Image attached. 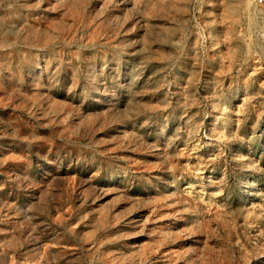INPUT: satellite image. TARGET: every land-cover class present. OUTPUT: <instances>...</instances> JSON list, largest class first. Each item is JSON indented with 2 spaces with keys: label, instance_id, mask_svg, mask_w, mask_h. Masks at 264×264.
<instances>
[{
  "label": "rangeland",
  "instance_id": "374dc122",
  "mask_svg": "<svg viewBox=\"0 0 264 264\" xmlns=\"http://www.w3.org/2000/svg\"><path fill=\"white\" fill-rule=\"evenodd\" d=\"M0 264H264V5L0 0Z\"/></svg>",
  "mask_w": 264,
  "mask_h": 264
},
{
  "label": "built area",
  "instance_id": "2783aa9c",
  "mask_svg": "<svg viewBox=\"0 0 264 264\" xmlns=\"http://www.w3.org/2000/svg\"><path fill=\"white\" fill-rule=\"evenodd\" d=\"M256 4L264 5V0H255Z\"/></svg>",
  "mask_w": 264,
  "mask_h": 264
},
{
  "label": "bare ground",
  "instance_id": "6f19581e",
  "mask_svg": "<svg viewBox=\"0 0 264 264\" xmlns=\"http://www.w3.org/2000/svg\"><path fill=\"white\" fill-rule=\"evenodd\" d=\"M250 7H251V6H250ZM246 11H247V10H246ZM257 14H258V13H257ZM248 17H249V16H248ZM249 18H250V17H249ZM256 18H257V17H256ZM249 20H250V19H249ZM249 20H248V21H249ZM250 22H251V21H250ZM33 28H34V27H33Z\"/></svg>",
  "mask_w": 264,
  "mask_h": 264
}]
</instances>
